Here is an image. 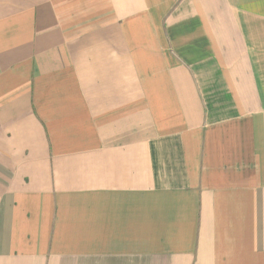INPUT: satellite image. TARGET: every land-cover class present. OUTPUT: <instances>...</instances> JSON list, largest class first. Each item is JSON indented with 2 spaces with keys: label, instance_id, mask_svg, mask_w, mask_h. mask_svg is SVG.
Instances as JSON below:
<instances>
[{
  "label": "crops",
  "instance_id": "obj_1",
  "mask_svg": "<svg viewBox=\"0 0 264 264\" xmlns=\"http://www.w3.org/2000/svg\"><path fill=\"white\" fill-rule=\"evenodd\" d=\"M0 264H264V0H0Z\"/></svg>",
  "mask_w": 264,
  "mask_h": 264
}]
</instances>
